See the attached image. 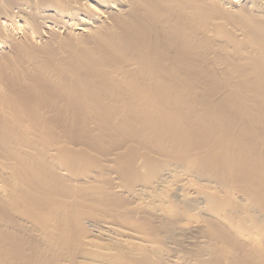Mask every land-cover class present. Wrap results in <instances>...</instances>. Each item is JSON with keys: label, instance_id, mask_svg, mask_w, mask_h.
<instances>
[{"label": "bare ground", "instance_id": "1", "mask_svg": "<svg viewBox=\"0 0 264 264\" xmlns=\"http://www.w3.org/2000/svg\"><path fill=\"white\" fill-rule=\"evenodd\" d=\"M23 9L28 35L76 27L77 46L26 62ZM0 42V264H59L85 191L119 208L88 225L120 247L202 222L171 264H264L263 2L0 0Z\"/></svg>", "mask_w": 264, "mask_h": 264}, {"label": "rangeland", "instance_id": "2", "mask_svg": "<svg viewBox=\"0 0 264 264\" xmlns=\"http://www.w3.org/2000/svg\"><path fill=\"white\" fill-rule=\"evenodd\" d=\"M260 2L264 3L263 0H260ZM16 10L17 9H15V11ZM25 11L23 9L22 13L18 12L19 15L16 18V20H19V23L18 25L15 26L16 27L15 29L12 28L11 26H8V24H6L10 29L11 37H13L12 39L15 40V41L13 40L12 42L13 43L15 42L17 44V47H19L20 45L19 49L22 47L21 51L22 52L24 51L25 56L32 52L36 55L35 58L37 61H43V59L47 55H51L54 58L53 60H59L65 54L63 53L64 44H72L77 46L78 36H80L79 34L81 33V31L76 27H72L71 29L65 32H62L59 28L54 27V29L51 30V34H50L51 36L49 35V37L51 38L53 37L49 45H46L48 37L43 36V38L39 39L34 35L33 36L28 35V33L32 31V28H30V26L33 25V22H31L32 19L30 18L27 11L26 12ZM48 14L53 15V12L48 11ZM30 23L32 25H29ZM47 24L50 25V23ZM20 26H22L21 29L19 28ZM23 32H27V35H22ZM52 33L53 34L55 33L54 36H52ZM8 53H9V47L4 45L2 42H0V59L2 58L3 55L5 56ZM25 58L26 59L24 60L26 61L28 57L26 56ZM26 62H28V60ZM0 174H1V170H0ZM105 187L107 186L105 185ZM1 189H0V193L1 195L3 194L2 196L4 197L6 193H3L4 191ZM87 196H91V194L89 195L86 191L85 193L82 192L81 194L79 193L75 196L76 203L73 211L76 212V214L79 216L77 217V220L79 222L81 220V223L85 228L83 227V229H79L81 231L80 236H78V232L76 231L77 238L79 239L77 243L67 244L65 246L66 253L63 252L60 254L59 264H166V262L167 264H171L172 263L171 260H168L169 256L171 259L172 253L175 252L177 249L176 246L179 244L180 240L183 239L182 233L185 231L187 232L188 227L192 225H195L199 228H201L203 225L202 222H200L199 224H190V225L183 224L182 226H180L181 227L180 229L182 231L180 229H174V230L165 229L164 231L162 230L163 232L162 231L156 232L155 233L156 237L160 235L171 237L170 239L171 242H165L166 240L162 241L161 243L155 242L153 245H151L147 253L145 252L146 255L145 254L142 255L140 252H139L140 254L137 252L138 250L133 249L132 247H128V246L120 247L119 246L120 244L116 245V243L114 242L111 243L110 241H112L113 239L109 240L103 236L102 237L98 236L96 235V233H94V231L90 229L91 227L88 225V223L91 222L97 224L98 223L107 224L111 222L119 223L117 221L116 213H118L120 210L118 207L112 206L111 202L100 201L97 198L87 197ZM122 198L126 200V202H130L132 205L134 204L137 205L136 201L132 199H127L123 196ZM198 206H199L198 204H194V203H191L190 206H185L182 202H177L175 204V209L177 212H194V213L203 212L204 210H202L201 208L202 210L201 211L200 207ZM141 211L152 212L151 209L149 208L147 209L146 207H143ZM11 214H13L15 218L18 215L14 213ZM114 216L116 219L114 218ZM143 229H141L140 227V231ZM143 231L140 232L143 235H141L140 233H138L137 235L135 234L136 238L138 237L137 239L139 238L143 239V237H147V232H146L147 230L145 231L144 229ZM76 233H73L74 236H76Z\"/></svg>", "mask_w": 264, "mask_h": 264}]
</instances>
